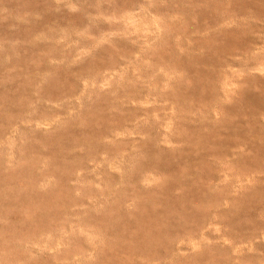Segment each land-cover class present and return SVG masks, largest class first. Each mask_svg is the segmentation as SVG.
I'll return each mask as SVG.
<instances>
[{"label":"rangeland","instance_id":"374dc122","mask_svg":"<svg viewBox=\"0 0 264 264\" xmlns=\"http://www.w3.org/2000/svg\"><path fill=\"white\" fill-rule=\"evenodd\" d=\"M263 73L264 0H0V264H264Z\"/></svg>","mask_w":264,"mask_h":264},{"label":"bare ground","instance_id":"6f19581e","mask_svg":"<svg viewBox=\"0 0 264 264\" xmlns=\"http://www.w3.org/2000/svg\"><path fill=\"white\" fill-rule=\"evenodd\" d=\"M109 33H102L101 34V37L100 38H106V36L108 35ZM112 34V33H111ZM120 34V33H119ZM39 35V34H38ZM39 37H41V36H39ZM38 39V38H37ZM12 42V41H11ZM38 47V46H37ZM82 50L79 48V50L77 51V53L79 54L80 52H81ZM83 52H84V50H83ZM135 59V58H134ZM50 64V63H49ZM123 67V66H122ZM261 67V66H260ZM262 68V67H261ZM115 72V71H114ZM114 72H112V73H109L108 75H103V79H102V81H101V83L100 84H104V83H106L110 78V76H113L112 74H114ZM264 74V73H263ZM101 77H102V75H101ZM109 82V81H108ZM230 83V82H229ZM225 87V86H224ZM85 88V87H84ZM84 88H82V89H84ZM80 92V91H79ZM80 93H82V90H81V92ZM81 95V94H80ZM83 97V96H82ZM79 100V99H78ZM146 100V99H145ZM136 103V102H135ZM141 103V102H140ZM140 105V104H139ZM147 106V105H146ZM180 119V118H179ZM38 127H41V128H46V126L47 125H49V123L48 122H44V123H38ZM36 126V125H35ZM37 127V126H36ZM49 127V126H48ZM165 129H167V128H165ZM166 131V130H165ZM164 131V132H165ZM123 132V131H122ZM8 138V137H7ZM161 139V138H160ZM112 140V139H111ZM135 154V153H134ZM117 162H118V160H117ZM115 163V162H114ZM121 163V162H120ZM118 164H119V162H118ZM118 164H115V165H118ZM111 165V164H110ZM97 166V165H96ZM122 166V165H121ZM113 167H115V166H113ZM110 168H112V166H110ZM109 168V169H110ZM120 168V167H119ZM95 170V169H94ZM93 170V171H94ZM150 176V175H149ZM219 177V176H218ZM235 183V182H234ZM210 224V223H209ZM214 226V225H213ZM204 227V226H203ZM207 227V226H206ZM211 228V227H210ZM209 230V229H208ZM203 234V233H202ZM217 234V233H216ZM211 236V235H210ZM202 238H204V236L202 237ZM45 240V239H44ZM220 241V240H219ZM184 242V241H183ZM48 243V242H47ZM47 243H46V241H45V246L47 247ZM56 243H60V242H56ZM180 243H181V241H180ZM180 243H179V245H180ZM185 243V242H184ZM189 244L191 243V241L190 242H188ZM235 243V242H234ZM57 244V245H58ZM195 244V243H194ZM37 245V244H36ZM48 245H49V243H48ZM183 245V244H182ZM191 245V244H190ZM34 247H35V245H34ZM43 247V246H42ZM180 247V246H179ZM32 248V247H31ZM36 248V247H35ZM40 248V247H39ZM33 249V248H32ZM43 250V249H42ZM51 250V249H50ZM54 250V249H53ZM44 251H45V249H44ZM37 252V251H36ZM29 254H31V253H29ZM73 262V261H72ZM57 263V262H56Z\"/></svg>","mask_w":264,"mask_h":264}]
</instances>
